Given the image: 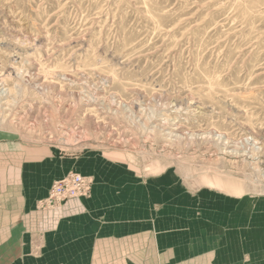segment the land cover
I'll use <instances>...</instances> for the list:
<instances>
[{"label": "rangeland", "instance_id": "rangeland-1", "mask_svg": "<svg viewBox=\"0 0 264 264\" xmlns=\"http://www.w3.org/2000/svg\"><path fill=\"white\" fill-rule=\"evenodd\" d=\"M22 179L35 255L92 209L264 264V0H0V186Z\"/></svg>", "mask_w": 264, "mask_h": 264}, {"label": "crops", "instance_id": "crops-1", "mask_svg": "<svg viewBox=\"0 0 264 264\" xmlns=\"http://www.w3.org/2000/svg\"><path fill=\"white\" fill-rule=\"evenodd\" d=\"M29 185V184H28ZM22 182L0 186V264H236L218 261L215 253L209 256L204 243H179L168 233L161 236L160 224L122 221L99 224L97 210L79 224V211L68 215V222L59 219L44 232L41 254L35 255L32 236L22 227L21 219L28 214L39 197ZM52 215V213H51ZM63 212H61V217ZM94 219H91V218ZM83 218V217H82ZM155 236L156 252L153 251ZM155 250V249H154ZM184 259V261H183Z\"/></svg>", "mask_w": 264, "mask_h": 264}, {"label": "built area", "instance_id": "built-area-1", "mask_svg": "<svg viewBox=\"0 0 264 264\" xmlns=\"http://www.w3.org/2000/svg\"><path fill=\"white\" fill-rule=\"evenodd\" d=\"M89 182L82 176H71L66 178L62 183L55 185L51 192L52 208L55 204L62 205L70 198H81L91 193ZM256 264V263H252Z\"/></svg>", "mask_w": 264, "mask_h": 264}, {"label": "bare ground", "instance_id": "bare-ground-1", "mask_svg": "<svg viewBox=\"0 0 264 264\" xmlns=\"http://www.w3.org/2000/svg\"><path fill=\"white\" fill-rule=\"evenodd\" d=\"M80 176V175H79ZM70 199H74V198H70ZM201 199V198H200ZM56 205H59V204H56Z\"/></svg>", "mask_w": 264, "mask_h": 264}]
</instances>
